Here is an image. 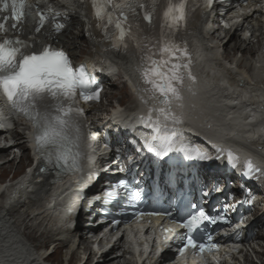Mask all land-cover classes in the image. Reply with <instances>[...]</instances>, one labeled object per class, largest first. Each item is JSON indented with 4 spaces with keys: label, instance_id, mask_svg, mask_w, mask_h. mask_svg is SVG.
<instances>
[{
    "label": "bare ground",
    "instance_id": "bare-ground-1",
    "mask_svg": "<svg viewBox=\"0 0 264 264\" xmlns=\"http://www.w3.org/2000/svg\"><path fill=\"white\" fill-rule=\"evenodd\" d=\"M225 8V5L220 7L212 5L209 11L203 13L200 20L191 22L193 35L210 51L199 54L196 50L194 58H191L189 53L187 60L183 55L180 56L181 64L188 63L190 59V72L194 79L189 77V69H182L184 78L180 86L181 99L173 98L170 110L177 120L184 123L185 128L189 126L190 132L180 133L196 146L214 152L217 147L230 146V141H239L250 154L257 153V156L259 154L264 165V62L257 67L259 70L256 73L252 72L249 57L256 52L252 46L254 41L251 38L246 40L239 38L236 33L237 27L224 30L222 33L224 36H220L219 16ZM163 23L161 17L152 20L151 24H145L148 41L155 43L161 34ZM82 25L73 17L69 32L53 39H57L77 61L106 62L104 56L102 58L95 55L93 47L82 39ZM23 30L26 28L20 29ZM163 31L167 34L169 30L164 27ZM44 38L49 39L48 30L37 36L38 41ZM171 38L177 43L179 39H186V36L175 30ZM187 47L190 48L191 45ZM189 51L190 49H187V52ZM231 51L233 59L227 60L229 65L225 62L227 68L225 70L222 59L223 56L229 57ZM239 54L240 56H237ZM202 55L207 59L204 60ZM194 60L199 62L195 63ZM112 62L116 71H112L110 75L108 71L106 72L107 77L104 81L106 86L115 87L118 83H128L149 108L165 107L160 103L158 94L153 96L151 92L145 91L150 85L143 81L144 61L131 58L115 59ZM232 63L235 66H232ZM224 70L228 77H223ZM122 79L126 80L121 81ZM127 89L129 90V87H120L122 97L118 101L119 104H125L131 99ZM114 98L115 96L109 100L113 102ZM106 111L112 112L109 109ZM104 112L95 114L89 112L90 119L96 116L105 118ZM130 115L131 118L126 116L123 123L120 122V117L116 122L112 121V118H106L102 121L101 132L109 133V137L118 143L122 142L120 146L127 143L126 139L135 141L138 129L135 127L133 114ZM125 130L132 132L128 135L124 133ZM12 135L14 136L12 141H16L12 148L3 145L7 141L4 136L0 138V175L10 177L0 183V188L4 185L7 192L0 195V264H46L49 257L59 250L62 253L58 264H127L125 263L127 255H120L126 254L125 241L103 243L102 249L98 248L99 255L94 252V246L97 244V236L94 234L98 232L99 220L91 212L98 208H91V212L85 211L90 209V205L85 206L83 200L74 201L71 198L70 184L64 182L52 184L47 179L42 184L27 185L22 178L19 182L13 183L14 179L11 176L16 177L17 169L24 171L28 167L26 161L31 159L25 133L16 131ZM16 150L22 152L24 159V163H19L18 167L15 158L12 161L9 158L13 153L15 157L18 156L15 154ZM218 155L217 153L214 155L217 163L220 162V158L216 159ZM103 160L100 161L101 164L104 162L103 166L117 164L115 154L111 156L109 163ZM73 201L74 205L71 206ZM61 210H70V215L61 216ZM252 217L249 222L252 237L256 241L255 244L263 248L264 208L255 212ZM49 245L53 247V251H49ZM174 255L170 248H164L158 259L149 257L148 261L151 264H169L166 258L172 261ZM257 257L263 258L264 254H258ZM247 260L255 264L253 259Z\"/></svg>",
    "mask_w": 264,
    "mask_h": 264
},
{
    "label": "snow or ice",
    "instance_id": "snow-or-ice-1",
    "mask_svg": "<svg viewBox=\"0 0 264 264\" xmlns=\"http://www.w3.org/2000/svg\"><path fill=\"white\" fill-rule=\"evenodd\" d=\"M159 0H91L93 15L99 28L113 47L126 53L130 47H134L141 60L144 61L142 77L146 85H150L145 91L153 96L160 97V103L165 105L156 109L159 117L152 118L153 109L149 110L147 117H141L145 126L151 129V139H145L142 148L153 153L157 158L167 157L169 153H184L188 159L207 160L206 154L183 141V134L176 128L169 127L172 124L181 123L171 113V101L179 100L180 86L183 83L182 69H189L188 63H179L180 56L187 58L186 47H181L171 38L180 24L186 21V0H168L167 7L163 11L161 34L155 43L141 35L139 20L142 19L151 24L157 10ZM214 0H205V6L211 7ZM24 0H11L12 19L19 22L23 17ZM3 10L8 9L7 0L2 5ZM49 12L51 7L49 6ZM39 25L35 31L39 33L43 28L46 16L38 13ZM61 13L52 16L53 21L60 17ZM67 19V15H64ZM8 17L0 22V31H6ZM63 23L55 22L53 29L59 33L64 29ZM91 27V25H89ZM168 28L164 33L163 28ZM16 29L17 24L13 23ZM0 94L19 113L32 121L35 130L36 153L41 161L38 171H55L62 178L68 174H79L83 181L81 150V129L79 117L83 109L76 107V99L79 96L84 102L99 100L100 88L96 78L87 72L85 65L74 68L69 56L62 50H54L50 45H45L39 52L33 50V45L18 37L0 39ZM224 149H217L218 153ZM195 152V155H193ZM228 160L233 162L236 157L228 150ZM219 155L216 159H219ZM235 167V163L232 164ZM246 171L242 174L252 178L253 173L260 170L254 168L251 161L247 162ZM92 175H97L95 172ZM264 175V173H260ZM131 193L126 180L117 181L111 188L105 190L106 197L111 202L119 197L120 191ZM139 199L140 192L134 193ZM143 215V213H140ZM148 215H171L170 213L151 212ZM223 215H209L203 208L190 204L184 215L176 220L178 227L186 230L179 233L174 228L165 229L180 239L179 254L183 255L187 250H198L200 253L210 251L215 245H206L199 240V234L204 232L205 222L216 224L224 221ZM119 223V221H114ZM208 240H211L209 235Z\"/></svg>",
    "mask_w": 264,
    "mask_h": 264
},
{
    "label": "rangeland",
    "instance_id": "rangeland-1",
    "mask_svg": "<svg viewBox=\"0 0 264 264\" xmlns=\"http://www.w3.org/2000/svg\"><path fill=\"white\" fill-rule=\"evenodd\" d=\"M252 46H253V48H255V43ZM229 55L232 56V51L230 52ZM237 56H240V54ZM123 80L124 79H122L121 81H123ZM107 87H108V94L111 95L112 97L115 96V98L113 99V102H118L122 97L121 92L119 91L120 87H128V85H126L125 83H118V84H116L115 87H111L109 85ZM21 163H23V161H21ZM18 164L19 163H16L17 167H18ZM17 172L22 173L21 169H17ZM6 177H8V176H1L0 175V182L4 181V179H6ZM48 248H49V251H53V247H51L50 245L48 246ZM61 253H62V251H60V250L56 253H53L49 257V260L46 261V264H51V263L52 264H58ZM252 258H253V260L258 261V258H255V257H252ZM91 264H93V263H91Z\"/></svg>",
    "mask_w": 264,
    "mask_h": 264
}]
</instances>
